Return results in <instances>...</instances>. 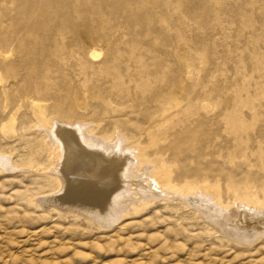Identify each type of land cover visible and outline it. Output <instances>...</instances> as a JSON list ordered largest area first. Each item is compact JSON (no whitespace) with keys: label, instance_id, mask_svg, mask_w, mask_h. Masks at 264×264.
Masks as SVG:
<instances>
[{"label":"rangeland","instance_id":"obj_1","mask_svg":"<svg viewBox=\"0 0 264 264\" xmlns=\"http://www.w3.org/2000/svg\"><path fill=\"white\" fill-rule=\"evenodd\" d=\"M34 94L141 137L173 183L262 196L264 0H0V264H264V234L227 237L172 193L111 226L58 202Z\"/></svg>","mask_w":264,"mask_h":264},{"label":"bare ground","instance_id":"obj_2","mask_svg":"<svg viewBox=\"0 0 264 264\" xmlns=\"http://www.w3.org/2000/svg\"><path fill=\"white\" fill-rule=\"evenodd\" d=\"M27 99H31L33 126L44 131L49 141L44 142L51 155L48 168L57 187H62L56 197L61 204L66 202L69 208L91 206L92 216L111 226L152 200L172 193L195 204L199 215L227 237L234 235L238 241H248L251 233L258 237L264 234V193H241L242 185L232 182L234 197L226 203L217 182L203 179L183 185L173 183L166 158L161 152H149L141 137L124 132L118 125L107 134H96V128L82 120L49 113L46 105L39 102L45 98L34 94ZM15 112L7 125L15 119ZM32 163L27 161L25 165ZM0 168H16L11 154L2 150Z\"/></svg>","mask_w":264,"mask_h":264}]
</instances>
